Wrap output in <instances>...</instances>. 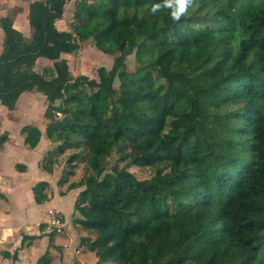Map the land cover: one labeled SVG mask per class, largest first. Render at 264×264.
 Instances as JSON below:
<instances>
[{
    "label": "trees",
    "instance_id": "16d2710c",
    "mask_svg": "<svg viewBox=\"0 0 264 264\" xmlns=\"http://www.w3.org/2000/svg\"><path fill=\"white\" fill-rule=\"evenodd\" d=\"M69 1H31L30 38L0 18V102L14 109L22 93H43L57 152L87 149L90 171L69 182L74 152L57 183L82 188L75 222L95 235L81 243L96 264H264V0H193L178 23L150 12L160 0H77L60 29ZM89 39L115 55L98 78L74 76L62 57ZM41 57L52 62L37 71ZM22 133L29 148L42 137L35 126ZM8 140L0 132V146ZM52 154L44 170L58 164ZM132 164L157 171L139 179ZM49 186L34 185L38 203ZM51 260L47 249L38 264Z\"/></svg>",
    "mask_w": 264,
    "mask_h": 264
},
{
    "label": "crops",
    "instance_id": "0c3cea01",
    "mask_svg": "<svg viewBox=\"0 0 264 264\" xmlns=\"http://www.w3.org/2000/svg\"><path fill=\"white\" fill-rule=\"evenodd\" d=\"M31 1L33 0H27L26 7L23 6L27 16ZM18 2L19 0H0V18L9 16L16 28H18L17 21L13 17L12 11H16ZM25 2L26 0L23 4ZM4 37V31L0 25V54L4 50ZM48 61L52 62L51 60ZM32 91L35 92L36 90L22 93L15 108L9 110H16L27 97L26 95ZM3 107L7 108L0 102V108L4 109ZM0 119V132L9 133V140L0 146V193L3 194L2 197L0 196V264H38L39 258L47 249L51 252L50 264H96L98 258L95 252L81 243L82 237L93 236L95 238V235L75 222V218L79 216L75 210V201L80 189L67 190V184L58 185L57 181L60 174L56 166L52 171L44 170L40 166L41 159L56 144L47 138L45 129L39 127L42 132L41 140L35 148H29L25 143V134L22 133V128L29 125L27 121L31 118H28L19 127L23 137V141L19 142V148L24 152L30 150L31 158L27 160L16 153V147L10 146L15 141L6 125L7 119L1 115ZM7 159H11L10 162L4 161ZM18 163L24 164L26 169L19 170L16 167ZM39 181H47L50 185L47 191L49 199L42 203L35 200L33 192L34 185ZM67 201L70 208L65 211L64 206ZM50 209L59 211L64 217L65 224L61 232L52 231L49 228ZM51 233H53L54 244L52 246H50ZM91 256L94 258V263H91Z\"/></svg>",
    "mask_w": 264,
    "mask_h": 264
},
{
    "label": "rangeland",
    "instance_id": "374dc122",
    "mask_svg": "<svg viewBox=\"0 0 264 264\" xmlns=\"http://www.w3.org/2000/svg\"><path fill=\"white\" fill-rule=\"evenodd\" d=\"M77 0H70L65 6V13L63 18L60 21H57V26L60 29H70L73 23V12L75 8ZM24 3V0H19L18 6L15 9L16 11H12L13 17L16 18V23L18 28H20L26 37H31L32 29L29 26L27 20V14L24 12L23 6L26 7L27 0ZM19 14L17 15V13ZM62 57L66 58L69 63V67L74 76H78L81 74H85L90 78H98L97 70L101 66H106L107 68H111L113 65L115 55H110L104 53L97 49L92 40H85L81 43V47L75 53H63ZM127 65L129 70H134L138 66V61L136 59V55L131 54L127 57ZM47 64H51L50 61L40 58L38 59L35 69L38 71H42L43 67ZM115 86H119V80L115 81ZM27 97L20 103L16 110H9L7 108H0V115L3 118L7 119V127L10 130L12 137L14 138L15 143L10 146L16 147V153L22 155V157L29 160L31 155L29 154V149L27 151H21L19 148V142L23 141V137L20 133V126L23 122H26L29 126H35L37 128H46V119L44 117L45 109L48 106V100L46 96L39 91H32V93H28ZM18 146V147H17ZM80 152V157L76 161L75 174L70 176L69 182L80 180L85 174H87L90 170L87 165V157L88 151L85 148L79 149H67L64 154H59L57 152L56 145L52 148V155L50 157H57L58 164H56V168L59 171L60 176L63 174L64 168L67 167V159L74 152ZM48 154V153H47ZM118 159V155L115 152L113 155L108 157L107 166L110 167L113 165ZM11 159L4 160L5 162H10ZM122 164V162H121ZM129 169L137 176L139 179H148L152 177L156 171L157 167L153 166H138L135 164L130 165ZM57 171V172H58ZM65 188V186H64ZM82 189V188H78ZM68 201L64 206L65 211L70 207L68 206ZM93 237V236H92ZM62 239V237H60ZM64 239V237H63ZM91 263H94V258L91 256ZM104 264H113L112 262H106Z\"/></svg>",
    "mask_w": 264,
    "mask_h": 264
},
{
    "label": "clouds",
    "instance_id": "9594fccd",
    "mask_svg": "<svg viewBox=\"0 0 264 264\" xmlns=\"http://www.w3.org/2000/svg\"><path fill=\"white\" fill-rule=\"evenodd\" d=\"M192 4L193 0H160L151 7L150 12L156 14L166 9L170 18L178 23L188 13Z\"/></svg>",
    "mask_w": 264,
    "mask_h": 264
},
{
    "label": "built area",
    "instance_id": "2783aa9c",
    "mask_svg": "<svg viewBox=\"0 0 264 264\" xmlns=\"http://www.w3.org/2000/svg\"><path fill=\"white\" fill-rule=\"evenodd\" d=\"M49 214H50L49 228L52 229V231L61 232L65 224L64 217L59 211L55 209H50Z\"/></svg>",
    "mask_w": 264,
    "mask_h": 264
}]
</instances>
